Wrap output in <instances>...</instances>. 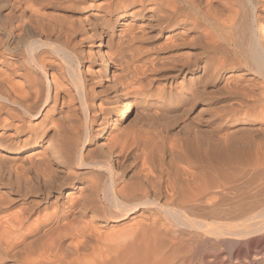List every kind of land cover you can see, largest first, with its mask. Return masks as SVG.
Returning <instances> with one entry per match:
<instances>
[{
	"label": "bare ground",
	"instance_id": "obj_1",
	"mask_svg": "<svg viewBox=\"0 0 264 264\" xmlns=\"http://www.w3.org/2000/svg\"><path fill=\"white\" fill-rule=\"evenodd\" d=\"M232 261L264 264V0H0V264Z\"/></svg>",
	"mask_w": 264,
	"mask_h": 264
},
{
	"label": "rangeland",
	"instance_id": "obj_2",
	"mask_svg": "<svg viewBox=\"0 0 264 264\" xmlns=\"http://www.w3.org/2000/svg\"><path fill=\"white\" fill-rule=\"evenodd\" d=\"M135 119H136L135 116L132 115V116H131V121L129 120V122H128V125H129V128H130V129H134V128L136 129V125H137L138 121L136 122ZM133 123H134V124H133ZM131 124H132V125H131ZM139 125H142V124H139V123H138V126H139ZM130 126H131V127H130ZM132 126H133V127H132ZM232 264H235V262L232 261Z\"/></svg>",
	"mask_w": 264,
	"mask_h": 264
}]
</instances>
